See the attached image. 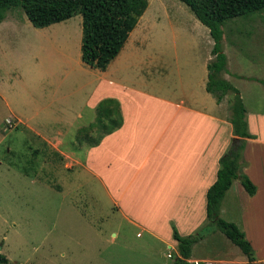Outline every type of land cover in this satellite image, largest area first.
Returning <instances> with one entry per match:
<instances>
[{"label": "rangeland", "instance_id": "rangeland-1", "mask_svg": "<svg viewBox=\"0 0 264 264\" xmlns=\"http://www.w3.org/2000/svg\"><path fill=\"white\" fill-rule=\"evenodd\" d=\"M146 2L148 15L130 35V63H144L157 75L158 66L198 64L210 47L206 28L178 0ZM220 28L226 62L252 80L264 78V9L229 18ZM79 37V14L36 28L19 8H11L0 23V254L6 259L1 264H171V248L126 221L99 182L78 165L64 168L57 153L11 116L10 109L32 112L31 100L42 108L46 99L57 107L65 96L84 97L86 75L70 66L80 61ZM6 118L15 124L7 126ZM70 136L73 140L75 133ZM206 222L189 233H202L190 250L195 259L207 258L198 264L246 260ZM99 238L115 243L97 244Z\"/></svg>", "mask_w": 264, "mask_h": 264}, {"label": "crops", "instance_id": "crops-1", "mask_svg": "<svg viewBox=\"0 0 264 264\" xmlns=\"http://www.w3.org/2000/svg\"><path fill=\"white\" fill-rule=\"evenodd\" d=\"M147 11L148 7L104 69L72 61L70 66L87 78L81 84L87 86L86 94L79 101L65 96L54 107L55 101L46 99L41 108L31 100L32 112H20L12 101L8 104L17 109H10L16 125L57 153L64 168L80 166L99 182L126 221L164 242L176 255L172 228L185 235L206 222L205 192L216 178L217 159L232 138L229 95L216 103L205 91L211 38L209 51L193 66H158L157 75L144 63H130V35ZM226 67L224 77L239 92L246 130L251 135L244 139L240 170L255 190L248 195L237 179L232 180L219 203V214L237 218L230 222L243 232L254 261H264V86L257 81L264 78L252 80L249 73H241L229 61ZM103 98L117 102L121 124L95 145H77L70 134L93 120L95 105ZM64 140L69 142L67 151ZM34 151L39 155V150ZM97 241L113 245L115 238ZM205 259L190 256L188 260ZM230 260L214 259L221 264Z\"/></svg>", "mask_w": 264, "mask_h": 264}, {"label": "trees", "instance_id": "trees-1", "mask_svg": "<svg viewBox=\"0 0 264 264\" xmlns=\"http://www.w3.org/2000/svg\"><path fill=\"white\" fill-rule=\"evenodd\" d=\"M178 1L207 29L212 40L211 58L206 63L205 91L216 103L223 96L229 95L232 138L226 150L218 157L216 178L205 192L206 223L212 224L239 248L246 258L244 264H264V261H254L251 246L243 232L233 222L219 217V203L232 180L237 179L248 195L255 190L253 183L240 170L244 139L251 135L246 130L244 106L239 92L223 76L228 70L221 46L220 25L229 18L264 9V0ZM146 5V0H0V21L11 8H19L36 28L79 14V59L85 65L102 70L119 52ZM257 81L264 86V80ZM121 120L117 102L111 98H103L95 105L93 120L76 130L74 141L77 145H95L102 135L118 127ZM172 238L176 242V255L171 264H193L188 260L191 246L202 238V233L199 231L180 235L172 228ZM5 261V257L0 254V264Z\"/></svg>", "mask_w": 264, "mask_h": 264}, {"label": "built area", "instance_id": "built-area-1", "mask_svg": "<svg viewBox=\"0 0 264 264\" xmlns=\"http://www.w3.org/2000/svg\"><path fill=\"white\" fill-rule=\"evenodd\" d=\"M5 123H6L7 126H11V125L15 124L14 121L11 118H6ZM192 263L193 264H198L197 261H193Z\"/></svg>", "mask_w": 264, "mask_h": 264}]
</instances>
